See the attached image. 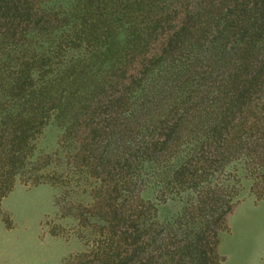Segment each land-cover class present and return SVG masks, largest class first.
<instances>
[{"label":"trees","instance_id":"16d2710c","mask_svg":"<svg viewBox=\"0 0 264 264\" xmlns=\"http://www.w3.org/2000/svg\"><path fill=\"white\" fill-rule=\"evenodd\" d=\"M49 2L39 13L27 0H0V55L15 32L27 35L31 41L21 43L30 50L31 42H42L35 55L46 59L38 78L20 70L9 84L8 92L19 90L23 97L0 119L3 186L50 104L64 132L85 131L82 148L94 153L97 169L150 164L164 186L173 177L177 184H196L209 164L239 150L264 151V0ZM35 13L62 24L18 28ZM160 36L156 52L145 57ZM132 62L137 74L124 81ZM157 133L163 138L156 140ZM195 156L202 159L189 169ZM204 201L199 197L197 207L205 216L210 206ZM185 221L189 238L179 254L199 264L204 223L195 227ZM164 227L170 232V221ZM134 242L132 252L120 257L124 264H138L142 256L146 262L158 259L144 251L143 242ZM152 243L161 246L162 240L150 233Z\"/></svg>","mask_w":264,"mask_h":264},{"label":"rangeland","instance_id":"374dc122","mask_svg":"<svg viewBox=\"0 0 264 264\" xmlns=\"http://www.w3.org/2000/svg\"><path fill=\"white\" fill-rule=\"evenodd\" d=\"M27 1L39 12V6L51 0ZM38 14L18 28L62 24L60 18L56 21ZM162 37L153 42L145 57L156 52ZM27 38L14 32L0 55V119L23 97L19 90L8 92L15 75L23 70L38 78L46 62L35 55L42 42H31L30 50L21 43L31 41ZM136 74L132 62L123 80ZM25 86L29 88L28 80ZM53 105L45 107L39 127L32 129L24 158L5 175V186L0 179V264H124L120 257L132 252L135 240L143 242L145 252L150 249L153 257L158 256L155 262H146L140 254L138 264H189L187 256L179 254V247L189 238L185 220L195 227L204 223L198 234L203 250L199 264H264V151L259 147L209 164L201 169L196 184H177L173 177L164 186L156 166L150 164L111 167L109 163L108 172L97 169L94 153L87 154L82 148L85 131L64 132L55 120ZM154 138L162 139L163 133ZM196 158L200 156L188 161L189 169L202 159ZM125 180L130 183L122 184ZM114 183L117 187L109 189ZM199 197L210 206L204 209L205 216L197 207ZM166 221H170V232L164 227ZM150 233L161 238V246L148 244Z\"/></svg>","mask_w":264,"mask_h":264}]
</instances>
